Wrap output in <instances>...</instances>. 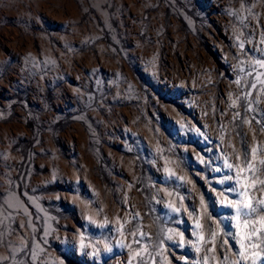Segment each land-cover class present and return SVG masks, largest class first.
<instances>
[{"label":"rangeland","instance_id":"374dc122","mask_svg":"<svg viewBox=\"0 0 264 264\" xmlns=\"http://www.w3.org/2000/svg\"><path fill=\"white\" fill-rule=\"evenodd\" d=\"M257 60L264 0H0V264H262L213 190L246 147L264 200Z\"/></svg>","mask_w":264,"mask_h":264},{"label":"snow or ice","instance_id":"6c2138e0","mask_svg":"<svg viewBox=\"0 0 264 264\" xmlns=\"http://www.w3.org/2000/svg\"><path fill=\"white\" fill-rule=\"evenodd\" d=\"M240 47L242 48L243 45L241 44ZM256 62L259 64L261 68H264V63H261L260 60H257ZM201 134L202 135L204 134L202 130H201ZM244 152H245L244 164L242 167H239L237 169L236 175L233 176L231 175L230 172H223L222 176L218 178V182L220 185L224 187H221L220 189H213L214 191H217L218 196L222 197L219 203L223 205L226 209L234 210L235 212L234 216L230 214L229 223H231L232 220H235L237 229H240L241 227L246 229V231H242L239 233V240H237V233L225 231L224 235L226 239L221 241V247H223L224 244L228 243L229 239L232 240L233 244L231 245V248L236 253L237 258L240 260H247L249 258V253H248L249 248L255 249L258 246V244L264 243V207H261V205H264V200L257 201L254 204L253 198L250 195L249 186L246 183L242 182L244 178L241 176V174L245 172V170L251 169V165L248 163L246 147L244 149ZM225 167L227 169H233L235 166L232 163H230L227 159H225L222 165H218L216 167V171L222 172ZM165 171H168V170L165 169ZM169 175H173V173H169ZM180 179H183V178H180ZM229 180H235L236 182L234 184L227 185L226 181H229ZM252 180L254 182L255 180L254 175L252 177ZM261 183H264V181H261ZM172 185L176 186V182L173 181ZM179 187L182 188V185H180ZM168 195L172 196L173 193L169 192ZM188 195H189L188 193H181L179 195V201L181 205L183 204V201L187 198ZM230 195H231V198H229ZM200 205H201V210L203 211V213L205 215H208L209 207L205 203V199L203 195L200 198ZM168 207L171 208L173 212H176V213L181 212V208L177 207L173 203H169ZM184 210L188 211L190 217L193 219V226H192L191 234L199 235L196 232V229L202 228L203 225L199 222V217L196 214V209L192 207L191 205H189ZM211 218H212L211 215H208V219H211ZM257 218L259 219V225H260L259 228L256 227ZM88 219L91 223H95V221L92 220L91 217H89ZM178 222H183V221H178ZM106 223L107 221H105V224ZM222 223H223V220H220V223L217 224V227H220V224ZM79 227L83 230L84 225H80ZM171 231L172 230H170V232ZM209 231H211V229H209ZM258 232L262 234L260 239L259 240L252 239L254 236H256ZM131 234L135 235V233H131ZM173 234L180 235V238L183 241L184 237L180 232H175ZM173 234H170L168 239H172ZM212 235H215V234L213 233ZM143 239L144 237L142 235L140 240H138L137 242H141ZM199 239L203 240L204 237L199 236ZM80 241H81L80 251L86 255L87 253L84 252V250L86 247L91 246V245H85L83 235H81ZM189 241L191 242V237H189ZM236 244H239V248H236ZM120 246L125 247L124 244H121ZM179 246L180 245H177V247ZM193 246L195 247V250L197 252L201 251V248L199 246L195 244H193ZM104 247L107 251L112 250L107 244H105ZM260 251L264 252V248H261ZM99 254H100V249L98 247L94 248L92 255L96 256ZM253 255L259 256L260 253L254 252ZM203 259H206V258H202V260L200 261V264H203ZM223 259L224 258L222 257V260ZM93 264H95V262H93ZM141 264H143V261H141ZM252 264H256L255 259H253ZM262 264H264V262H262Z\"/></svg>","mask_w":264,"mask_h":264}]
</instances>
